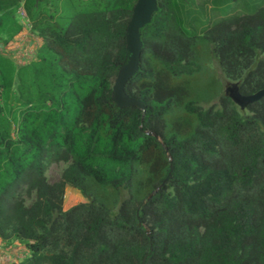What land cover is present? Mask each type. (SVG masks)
Returning a JSON list of instances; mask_svg holds the SVG:
<instances>
[{
    "label": "trees",
    "instance_id": "16d2710c",
    "mask_svg": "<svg viewBox=\"0 0 264 264\" xmlns=\"http://www.w3.org/2000/svg\"><path fill=\"white\" fill-rule=\"evenodd\" d=\"M83 1L94 10L63 27L42 0H0L4 45L21 31V3L46 37L23 66L0 52V241L25 253L12 264H264V98L202 109L193 96L199 40L241 95L264 89V6L198 36L173 0H156L124 88L141 111L111 99L137 0ZM67 186L85 201L63 210Z\"/></svg>",
    "mask_w": 264,
    "mask_h": 264
},
{
    "label": "rangeland",
    "instance_id": "374dc122",
    "mask_svg": "<svg viewBox=\"0 0 264 264\" xmlns=\"http://www.w3.org/2000/svg\"><path fill=\"white\" fill-rule=\"evenodd\" d=\"M175 2V12L179 17V25L186 34L202 36L205 32L228 17L240 16L255 12L261 6L264 0H173ZM39 11L49 19L53 17L60 26H67L71 20L78 14L91 12L94 8L83 0H42ZM46 3V4H45ZM22 4V3H21ZM15 9L13 6L12 10ZM23 6L17 7L14 18L16 23L21 26V31L15 39L4 45L3 41L7 39V34L0 35V52L9 56L16 66H23L33 61L39 48L46 41V37L39 35L38 32L31 29L29 21L21 18L20 13ZM36 14L38 11L33 10ZM261 56H258V58ZM201 66V71L197 74V81L200 85L197 88L196 105L202 109L214 107L220 108V99L225 96V90L231 83L223 74L217 58L213 52V45L199 40L195 47V57H193ZM239 110V109H238ZM240 113H246L240 111ZM67 167L66 163L51 164L46 173L47 183L53 184L61 179L63 170ZM127 198L125 190L121 189L117 194L118 203ZM34 201V195L25 197V205L29 206ZM85 200L79 192L67 186L64 190L63 210L71 206L82 203ZM17 248V251L15 250ZM24 247L12 241L5 244L0 241V264H12L21 260L25 253Z\"/></svg>",
    "mask_w": 264,
    "mask_h": 264
},
{
    "label": "water",
    "instance_id": "95a60500",
    "mask_svg": "<svg viewBox=\"0 0 264 264\" xmlns=\"http://www.w3.org/2000/svg\"><path fill=\"white\" fill-rule=\"evenodd\" d=\"M156 10V0H137L132 9L131 18L128 22L125 33L126 50L129 53V57L127 63L119 69L111 88V99L119 108L136 107L141 111L144 110L143 103L137 99L128 97L124 88L127 81L138 69L140 49L142 46L139 38V30L150 22L151 17ZM225 94L240 110H244L248 105L264 98V89H261L252 95L243 96L238 91L237 83H231L225 90ZM170 171L166 178L170 176ZM154 192H152L148 198H150ZM138 221L141 223L140 219ZM147 234H149L148 231ZM146 256L147 255L143 256L141 264H144Z\"/></svg>",
    "mask_w": 264,
    "mask_h": 264
},
{
    "label": "built area",
    "instance_id": "2783aa9c",
    "mask_svg": "<svg viewBox=\"0 0 264 264\" xmlns=\"http://www.w3.org/2000/svg\"><path fill=\"white\" fill-rule=\"evenodd\" d=\"M20 16H21V18H22V19H24V20H27V21H28V19H27V16H26V13H25L24 9H23L22 13H20Z\"/></svg>",
    "mask_w": 264,
    "mask_h": 264
},
{
    "label": "crops",
    "instance_id": "0c3cea01",
    "mask_svg": "<svg viewBox=\"0 0 264 264\" xmlns=\"http://www.w3.org/2000/svg\"><path fill=\"white\" fill-rule=\"evenodd\" d=\"M22 4H20V6H21ZM264 6V2H263V4L261 5V6H259V8H261V7H263ZM258 8V9H259ZM20 33V32H19ZM19 34H16V37L18 36ZM13 39H15V37L13 38ZM1 259V258H0Z\"/></svg>",
    "mask_w": 264,
    "mask_h": 264
}]
</instances>
